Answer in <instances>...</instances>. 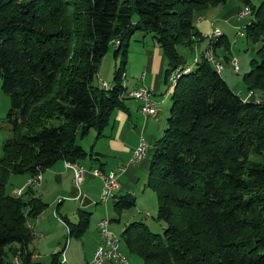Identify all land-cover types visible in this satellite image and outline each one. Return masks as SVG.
Here are the masks:
<instances>
[{
    "label": "trees",
    "instance_id": "obj_1",
    "mask_svg": "<svg viewBox=\"0 0 264 264\" xmlns=\"http://www.w3.org/2000/svg\"><path fill=\"white\" fill-rule=\"evenodd\" d=\"M231 1L250 10L241 37L259 45L243 96L204 58L181 66L178 51L204 39L194 25L199 12ZM138 31L165 54L166 80L179 74L145 183L156 194L164 231L135 221L120 242L143 264H264V162L250 158L264 161V100L243 98L264 91V0H0V81L11 126L0 158V264H14L13 254L19 264H61L63 250L48 263L32 259L28 220L47 205L29 187L13 196L7 182L60 159L93 156L78 136L91 128L101 135L120 106L129 41ZM219 34L207 41L215 51L228 44ZM110 49L120 60L114 85L105 89L97 74ZM134 204V197L115 200V220ZM89 215L79 212L69 236L84 233Z\"/></svg>",
    "mask_w": 264,
    "mask_h": 264
},
{
    "label": "crops",
    "instance_id": "obj_2",
    "mask_svg": "<svg viewBox=\"0 0 264 264\" xmlns=\"http://www.w3.org/2000/svg\"><path fill=\"white\" fill-rule=\"evenodd\" d=\"M236 2L226 3L228 7L224 4L223 8L217 13L212 12V9L217 8V6L203 9L199 12V15L195 18L194 25L201 35L204 36L209 33L214 27L220 28L216 24V20H211L217 19L220 15L228 22V25L230 24L236 29L247 24L250 20L236 17V12L243 6L242 3ZM221 31L225 37L223 28ZM137 33L140 35H137ZM201 43H203L202 49H204L207 41L203 39L197 44ZM222 57L221 55V59ZM119 60L120 58L114 56L113 51L111 52L110 50L103 56L97 74V80L100 84L105 82L108 85H114V74L118 68ZM166 68L167 59L165 54L154 43L151 35L139 31L134 33L129 41L126 65L121 78L123 91L126 92L138 86L148 87L151 89L152 96L156 101L157 112L155 114H143L135 99L123 96L120 106L116 107L111 113L108 124L101 135H97V131L91 128L81 140L77 141L83 149L91 151L93 156L88 155L85 158L71 162L78 163L86 170L97 167L107 171L123 167L119 171V184L113 191L114 195H110L107 200H101L103 184L100 178L93 177L87 171L84 173L81 184L76 186L73 171L65 167L63 159L57 160L52 166L43 169L39 183L28 186L32 195L38 197L47 205L39 215L28 220V225L34 235L32 241L37 240L33 247H30L33 252V260L40 261V251L44 254L49 253L48 257L50 259L52 254L63 250L64 263L74 264L69 261L65 252L68 239L63 247L60 241L64 234L69 237V226L77 224L80 211L90 213L86 230L81 236L76 237L82 240L80 244L87 248L88 257L85 261L90 259L100 240L98 233L99 221L107 218L110 223L111 220L117 218L113 203L119 197H134L135 204L133 207L122 211L119 216V222L122 218L125 219H123V223H119L120 229L118 232L109 228L111 233L120 236V233L129 223L135 222L133 219L149 215L150 212L146 208L145 197L149 196L148 190L151 189L145 187L146 177L150 160L155 150V143L166 127V120L171 105L170 95L168 94L165 97L168 87L165 78ZM140 137H143L149 143L147 154L145 158L129 163L131 152L138 144ZM20 175H22V179H16L18 180L16 184L7 190L9 193L15 188L25 186L29 175ZM151 207L154 210L153 205ZM77 242L79 241L77 240ZM71 246L72 244L70 243L69 247ZM129 261L130 264H135L132 260ZM41 262L48 263L49 261ZM60 262L62 263L63 261Z\"/></svg>",
    "mask_w": 264,
    "mask_h": 264
},
{
    "label": "rangeland",
    "instance_id": "obj_3",
    "mask_svg": "<svg viewBox=\"0 0 264 264\" xmlns=\"http://www.w3.org/2000/svg\"><path fill=\"white\" fill-rule=\"evenodd\" d=\"M257 2H258V0H250V5H255V4H257ZM236 3H239V2H236ZM226 7H228V4H226ZM226 7H225V9H226ZM244 7L246 9H248V7L246 5ZM222 8H223V5H219V6H217V8L212 9V12L217 13ZM250 17L251 16L248 15L245 18L249 21ZM211 20H216V24L219 25L221 29L223 28V30L225 32V37L223 39H224V42H225V40L228 42L227 45L223 44V45L219 46L215 51L213 45L210 43V44H207L204 49H202L203 43L198 45L197 43L200 40L198 38H196V42H195L194 46L188 47V46H181L180 45V46H178V51L186 60L184 63L190 64L192 67L196 66V64L193 63L194 57H195V59H194L195 61L196 60L199 61L202 58L209 61L208 57L212 56V54H213V56L216 59H220L223 62V64L225 65L224 70L221 71V76L224 78V80L227 82V84L231 87V89H234L235 91L239 90L240 91L239 94H241L243 96L244 93L247 91L246 86L243 82V76L246 72H248L250 61L252 60V58L256 57L255 51L259 45L257 43L256 44L251 43L244 36H242V37L238 36L236 34L238 29H236V27L235 28L232 27V25H230V24L228 25V22H226L224 20L222 15H220L217 19H211ZM216 33H219V32H216ZM137 35H140V34L137 33ZM217 35L215 34L214 37H216ZM219 35H223V32ZM241 35H242V33H241ZM148 37H150V36H148ZM204 39L206 41H208V38H204ZM110 51L112 52L113 49H110ZM227 54L229 55V57H232V56L237 57L239 68H240L238 71L232 70V68L230 67V65L227 62L228 60H225L224 57H222V59H221V55L224 56ZM118 57L120 58V56H118ZM178 69H179V67L178 68L176 67V68H173L171 71L172 72H174L173 70L178 71ZM252 94H253V98H256L258 100H264V91H256V92H252ZM246 96H247V94H246ZM9 103L10 102H9L8 96L6 94H4V92L1 90V81H0V158L2 156V149H1L2 139L10 136L9 133L11 131L10 130L11 126H10L9 122L6 121V118H5L6 113L9 109ZM81 138L82 137L78 136L77 141L81 140ZM86 139H87V136H86ZM250 158L252 160H255V161L264 162L260 155L251 154ZM40 174H41V172H40ZM16 179H22V175L12 174L9 177L8 182H7V186H6L7 190L12 185L16 184V182L18 181ZM148 191H149L148 192L149 196L145 197V204L147 206L146 208H147L148 212H150V213H149V215H147V217L139 216V217H136L135 219H133V221L144 222L151 232L161 234L164 231L165 223L162 220L157 218V198H156L155 192L154 191L152 192L151 190H148ZM153 197H154V199H153ZM151 205H153L154 210H152ZM123 219H125V218H122V220L120 222H119V220H115V219L111 220L108 227L110 229L114 230L115 232H118V230L120 229L119 223H123ZM69 237H71V238H69ZM69 237L66 234H64V237L60 241L61 245L63 247L65 245L66 240L68 239L65 252H66V256L68 257L69 261L73 262L74 264H86L87 261H85V260L88 257V253H87L88 251H87L86 247H83L80 244V242L82 240H79L78 238H76L74 236H69ZM77 240L79 242H77ZM119 240H120V238H119ZM36 241L37 240L32 241L30 247H33V245L36 243ZM70 243L72 244L71 247H69ZM120 247L123 250L125 257L127 256L126 258L129 262V264H130L129 260H132V262H135V264H143L142 260L138 256H136L134 254H130L125 249L124 243L122 241L120 242ZM48 254L49 253L44 254L42 251H40L41 257H39V260L45 261V262L50 261ZM10 256L11 255L9 254V257ZM13 256H14V254L11 256L12 261H13V259L17 258V256L14 258H13ZM13 263L19 264V262H14V261H13ZM61 264H67V263H64V261H63Z\"/></svg>",
    "mask_w": 264,
    "mask_h": 264
},
{
    "label": "built area",
    "instance_id": "obj_4",
    "mask_svg": "<svg viewBox=\"0 0 264 264\" xmlns=\"http://www.w3.org/2000/svg\"><path fill=\"white\" fill-rule=\"evenodd\" d=\"M250 14V10H247L244 6L236 12V17L238 19H243ZM212 25V22H211ZM216 32H222L220 28L214 27L212 30L204 35V38H210L212 35H215ZM241 32L243 31V27H238L236 34L241 36ZM113 42H118V39H114ZM195 57L193 58V60ZM209 62L213 65V67L217 70V72H221L224 69V64L220 59H216L213 54L209 56ZM228 64L234 71H238L239 64L236 56L229 57ZM181 64L182 65H186ZM101 85L106 89L105 82H101ZM169 91V87H167L165 97L167 96ZM128 96L130 98L135 99L139 104V109L143 114H155L157 112L156 101L152 96V91L148 87L138 86L134 89L128 90L126 92L122 91L120 97ZM244 100H254L260 101L256 98H253V94L250 92L247 93V97H243ZM149 147V143L143 138L140 137L138 144L132 150L131 156L129 157V163H134L145 158V154H147ZM65 167L71 169L74 174V183L76 186L80 185L85 172H89L93 177H98L102 180L103 189L101 193V200L105 201L107 195H114L113 191L119 184L118 175L119 171L123 169V167L110 169L107 171H103L100 168L94 167L86 170L83 166L79 165L76 162H70L64 160ZM31 180H41L40 172L37 171L36 174L30 175L25 183L24 187L13 189V196H18V193H22L26 187L29 186V182ZM109 220L107 218H103L99 221L98 224V233H99V242L97 243L92 256L89 260H87L86 264H129L127 258L124 256V252H119L118 250V241L119 236L111 233L109 229ZM14 262H19L18 259H14ZM60 261H65V256L62 253L60 257Z\"/></svg>",
    "mask_w": 264,
    "mask_h": 264
},
{
    "label": "bare ground",
    "instance_id": "obj_5",
    "mask_svg": "<svg viewBox=\"0 0 264 264\" xmlns=\"http://www.w3.org/2000/svg\"><path fill=\"white\" fill-rule=\"evenodd\" d=\"M248 10V9H247ZM217 34H219V33H216V35ZM218 36V35H217ZM216 36V37H217ZM214 38V37H213ZM213 38H211V39H213ZM219 39V38H218ZM211 49V48H210ZM209 58V57H208ZM183 69V68H182ZM179 70V69H178ZM180 71V70H179ZM178 72H176V73H173V74H170L169 76H168V79L166 80V81H168V87H169V91H168V94L171 92V90H172V88H173V86H174V84H175V81H176V77H178ZM106 88H107V85H106ZM167 94V95H168ZM146 155V154H145ZM40 176H41V174H40ZM39 182V180H31L30 182H29V186L30 185H33V184H35V183H38ZM12 194H13V191H12ZM19 194H21V193H18V195ZM109 196L110 195H107L106 196V200L109 198ZM118 250H119V252H122L121 251V249H120V243H119V241H118ZM125 256V255H124Z\"/></svg>",
    "mask_w": 264,
    "mask_h": 264
}]
</instances>
